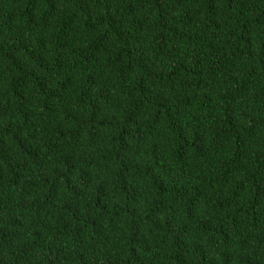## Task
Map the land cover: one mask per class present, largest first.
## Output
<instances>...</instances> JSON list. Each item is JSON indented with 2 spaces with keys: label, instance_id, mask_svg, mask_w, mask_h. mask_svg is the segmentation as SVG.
Here are the masks:
<instances>
[{
  "label": "trees",
  "instance_id": "trees-1",
  "mask_svg": "<svg viewBox=\"0 0 264 264\" xmlns=\"http://www.w3.org/2000/svg\"><path fill=\"white\" fill-rule=\"evenodd\" d=\"M0 264H264V0H0Z\"/></svg>",
  "mask_w": 264,
  "mask_h": 264
}]
</instances>
